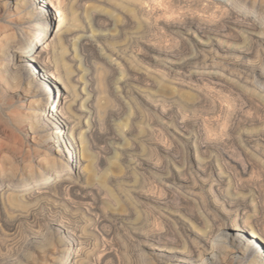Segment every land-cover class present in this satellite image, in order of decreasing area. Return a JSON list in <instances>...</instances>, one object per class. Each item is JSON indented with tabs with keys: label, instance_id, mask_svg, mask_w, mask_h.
Masks as SVG:
<instances>
[{
	"label": "rangeland",
	"instance_id": "rangeland-1",
	"mask_svg": "<svg viewBox=\"0 0 264 264\" xmlns=\"http://www.w3.org/2000/svg\"><path fill=\"white\" fill-rule=\"evenodd\" d=\"M46 1L0 0V264H260L264 0Z\"/></svg>",
	"mask_w": 264,
	"mask_h": 264
},
{
	"label": "bare ground",
	"instance_id": "bare-ground-1",
	"mask_svg": "<svg viewBox=\"0 0 264 264\" xmlns=\"http://www.w3.org/2000/svg\"><path fill=\"white\" fill-rule=\"evenodd\" d=\"M62 2V1H61ZM46 3H49L51 5H54L55 3L58 5V0H47ZM221 3V2H220ZM223 3V2H222ZM41 4V3H40ZM61 6V5H60ZM43 8V7H42ZM37 10V9H36ZM49 15V14H48ZM50 19H53L52 16H50ZM40 19V18H39ZM249 19V18H248ZM251 19V18H250ZM41 20V19H40ZM251 22V21H249ZM238 23V22H237ZM249 24V23H248ZM253 24V22H252ZM41 25V24H40ZM238 25V24H237ZM258 25V23H257ZM252 27V25H251ZM263 27V26H262ZM32 28V27H31ZM206 28V27H205ZM231 28V27H230ZM203 29V28H202ZM209 29V28H208ZM211 29V28H210ZM226 29H227V26H226ZM49 30V28H48ZM201 31V30H200ZM199 31V32H200ZM219 31V30H217ZM242 31V30H241ZM248 31V30H247ZM203 32V31H202ZM201 32V33H202ZM243 32V31H242ZM241 32V33H242ZM231 34V32H229ZM259 33V32H257ZM22 34V33H21ZM205 34V33H204ZM224 34V32H223ZM226 34V33H225ZM234 34V33H233ZM239 34V32H238ZM253 34V33H252ZM49 35L50 33L46 31V28L45 27H38L34 30H32L30 33H28V35L26 36H23V38H20L18 40V43L16 45H8L7 47V52L9 53L10 55V60H11V63H9L10 67L12 68H15L17 71H20V72H25V70L27 69V65L25 64V62L27 61H30V62H35L37 64H40V66H43V72L46 74V76L50 77V79L56 81L57 83H61V84H64L65 81L67 80V73L65 71H62L63 67H61V62L59 64L58 60L57 61H53L54 64L50 63V62H47L44 61V59L42 58L41 54L44 52V49L47 45V40L49 38ZM190 35V34H189ZM228 35V34H227ZM235 35V34H234ZM249 35V34H248ZM247 35V36H248ZM260 37H261V34H259ZM231 36V35H230ZM233 36V35H232ZM236 36V35H235ZM240 36V34H239ZM251 36V35H249ZM246 37V36H245ZM244 37V38H245ZM228 38V37H227ZM208 39V38H206ZM246 39V38H245ZM249 39V38H248ZM256 39V37H255ZM16 40V39H15ZM200 40V39H199ZM218 40V39H217ZM215 40V41H217ZM85 41V40H84ZM221 41V39H220ZM222 42V41H221ZM220 42V43H221ZM202 43V42H201ZM207 42H204V44H206ZM225 43V42H224ZM228 43V42H227ZM245 43V42H244ZM218 44V43H217ZM209 45V44H208ZM220 45H223V44H220ZM229 45V43L227 44V46ZM232 45V44H230ZM249 45V44H248ZM48 46V45H47ZM214 46V45H213ZM224 46V45H223ZM222 46V47H223ZM234 46V45H233ZM237 46V45H236ZM235 46V47H236ZM240 46V45H239ZM238 46V47H239ZM234 47V48H235ZM241 47V46H240ZM239 47V48H240ZM229 48V47H228ZM239 48H236L237 51H241V53L243 52V50L239 49ZM242 48V47H241ZM22 51L24 49L25 50V53L22 54V55H19V50ZM249 50V49H248ZM247 51V50H246ZM48 53V52H46ZM45 54V53H44ZM48 56V54L46 55V57ZM226 56V55H225ZM231 56V55H230ZM26 58V59H25ZM49 58V57H47ZM227 58V57H226ZM232 58V57H231ZM246 58V57H245ZM243 59V58H242ZM249 60V59H248ZM206 61V60H205ZM245 61V60H244ZM253 61V60H252ZM238 63V62H237ZM257 63V62H256ZM54 65L55 67H57V70L58 71H62L63 74H59L58 71H55L54 68L51 69V66ZM225 65V64H224ZM246 65V64H245ZM258 65V64H257ZM53 66V67H54ZM63 66V65H62ZM212 66V65H211ZM227 66V65H226ZM254 66V65H253ZM232 67V66H231ZM65 68V67H64ZM231 69V68H229ZM247 69V68H246ZM260 69V68H259ZM250 70V69H249ZM212 71V70H210ZM214 72V71H212ZM208 73V72H207ZM205 75V74H204ZM257 75V74H256ZM208 77H210L209 75H207ZM214 76V75H213ZM40 78H42L40 81H42V84L44 85V90L47 89L49 90L50 88H53V86H51V84L47 85L45 83V78L43 76H38ZM254 77V76H253ZM256 78H254L255 80ZM253 80V81H254ZM41 84V85H42ZM43 86H41L42 88ZM55 87V86H54ZM61 88L62 89H66V86L65 85H61L60 86V90L58 88V90L56 91L57 93V96L60 98L62 96L63 93H61ZM43 89V88H42ZM255 89V88H254ZM67 90V89H66ZM263 90V89H262ZM41 92V91H40ZM47 92V91H46ZM68 92V91H67ZM42 106H45L44 104ZM57 105L55 104L49 111L51 112V115L53 113H59V109L58 107H56ZM41 108V107H40ZM62 108V107H61ZM62 110V109H61ZM55 115V114H54ZM44 116V115H43ZM53 116V115H52ZM51 117V116H50ZM65 120V119H64ZM61 125V124H60ZM67 126V125H66ZM65 130V129H64ZM54 133L57 135V136H61V135H64L66 134L65 131H62V129H57L56 131H54ZM77 137V136H76ZM217 227L216 228H212L211 230L208 231V234H207V240H210L209 243H210V247H209V250L206 251V253L208 254V256L210 257H213L217 254L218 251H222V245L220 243V241L218 240L219 238H213V232L216 230L217 231ZM232 229L234 231H236V235L239 234L238 236V239H237V243L238 245H243V249L245 250L244 252H247L248 254H251V256H253L254 258L257 256V257H260L259 260H260V264H264V256H262L261 258V254H260V249L257 247V245H255L253 242H251V239H261V234L257 231V229H254L253 227L251 228H247L245 226L244 223L240 224L239 227L236 226V227H232ZM241 231H244L246 232V235L250 238V240H245L243 238V235L240 233ZM219 232V231H218ZM218 234V233H217ZM223 234V233H222ZM206 240V239H205ZM206 240V241H207ZM235 240V238H234ZM178 252V251H177ZM202 254V253H201ZM73 255V254H72ZM69 258V257H68ZM70 259V258H69ZM201 259V257H200ZM258 259V258H257ZM203 262V260H202Z\"/></svg>",
	"mask_w": 264,
	"mask_h": 264
}]
</instances>
